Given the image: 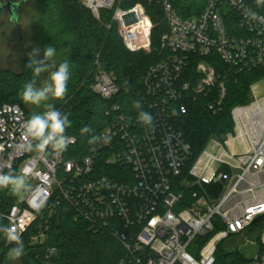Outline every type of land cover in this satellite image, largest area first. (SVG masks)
Instances as JSON below:
<instances>
[{
  "label": "built area",
  "instance_id": "1",
  "mask_svg": "<svg viewBox=\"0 0 264 264\" xmlns=\"http://www.w3.org/2000/svg\"><path fill=\"white\" fill-rule=\"evenodd\" d=\"M80 2L98 20L105 12L135 49H150L149 42L131 38V32L152 31L147 9L162 16L164 55L143 77L148 95L143 112L151 114L152 124H144L140 112L114 104L107 112L111 123L96 142L79 146L75 136L67 135L66 150L39 154L27 150L25 109L2 104L0 173L22 176L29 188L23 194L0 190V224L22 236L44 212L45 220L31 237L35 245L48 241L52 223L66 210L91 230L116 236L128 251L120 264H216L220 246L243 253L241 264H264L260 81L251 85V102L233 108V131L212 138L195 159L191 144L171 121L172 112L187 113L191 101L203 100L213 112L222 111L228 84L240 73L264 67V12L244 0H207L200 13L187 17L174 0ZM92 89L106 100L120 90L116 75L104 70L96 73ZM204 238V243L197 241ZM56 257L57 248L47 247L44 264H57Z\"/></svg>",
  "mask_w": 264,
  "mask_h": 264
},
{
  "label": "trees",
  "instance_id": "2",
  "mask_svg": "<svg viewBox=\"0 0 264 264\" xmlns=\"http://www.w3.org/2000/svg\"><path fill=\"white\" fill-rule=\"evenodd\" d=\"M38 1L41 10L34 43L40 49H44L47 44L54 47L56 53L65 55L70 64L71 78L65 101L54 105L56 110L67 114L71 122V127L66 129L65 134L75 136L79 146H84L111 123L107 112L112 105L118 104L120 110L129 113L146 111L148 95L143 77L150 66L164 55L160 39L167 27L162 16L154 14L152 7L147 9L154 24L151 47L148 50L131 51L105 12L102 13V19L98 20L80 0ZM244 1L264 12V4H258L257 0ZM206 3L207 0H174L176 10L184 17L200 13ZM109 24L111 27L107 26ZM28 63L29 58H25L19 72L0 69V107L4 103H17L30 118L32 114L20 97L23 85L33 79L31 69L27 68ZM101 70L113 72L117 78L120 90L110 100L103 99L92 89L96 73ZM37 79L38 77L36 81ZM262 79L264 67L238 74L228 84L227 102L222 111L213 112L205 101L198 100L189 102L187 113L179 110L172 112V124L191 144L194 159L212 138L222 137L233 131V108L249 104L251 85ZM137 102L140 104L139 108L135 107ZM85 127L89 131L82 134L81 129ZM206 187L213 189L212 185L206 184ZM215 190L214 194L217 196L219 187ZM182 204L186 206L187 203ZM59 219L52 223L49 239L44 243H30L38 223L45 220L44 212L37 224L23 233V264H44L45 250L49 246L57 248V264H120L128 257L125 245L109 231L95 232L87 223L75 221L66 210L61 211ZM206 240L204 238L197 241L204 243ZM11 247L14 245L0 233V264L5 263L9 257ZM229 250L223 246L218 248L216 264H241L246 261L243 253H230Z\"/></svg>",
  "mask_w": 264,
  "mask_h": 264
},
{
  "label": "clouds",
  "instance_id": "3",
  "mask_svg": "<svg viewBox=\"0 0 264 264\" xmlns=\"http://www.w3.org/2000/svg\"><path fill=\"white\" fill-rule=\"evenodd\" d=\"M258 4H264V0H257ZM40 49H33L29 55L27 68L32 71L33 79L27 81L20 92L22 101L27 105L41 106L46 108L42 113H35L29 119L23 122V136L28 141L27 150L44 154L51 149L54 153L59 154L66 150L71 142V137L67 136L66 129L71 127V122L67 114L56 110L50 100H62L68 90V83L71 78L70 64L67 60L59 63L54 70H49V61L56 56V49L48 44L43 49V58L37 59L40 55ZM48 72V79L42 86H37L36 78L42 73ZM135 107L139 108L137 102ZM139 119L146 125L152 124L150 113L141 111ZM87 127L81 129L82 134L87 133ZM99 137H93L91 142H96ZM29 185L22 176L15 175L11 172L0 173V190L8 189L13 194H19L27 191ZM44 206V202L36 207L39 212ZM0 233L14 247L9 249V256L19 258L24 252V243L21 235L13 226L0 224Z\"/></svg>",
  "mask_w": 264,
  "mask_h": 264
},
{
  "label": "rangeland",
  "instance_id": "4",
  "mask_svg": "<svg viewBox=\"0 0 264 264\" xmlns=\"http://www.w3.org/2000/svg\"><path fill=\"white\" fill-rule=\"evenodd\" d=\"M40 10L41 6L38 0H26L18 12L17 23L11 19L8 11L0 10V69H10L19 72L23 67L25 58H29L28 54L32 52L33 49H40L38 45L34 43V37L38 26L37 20ZM137 32H131L133 43L144 44L149 42L151 47L152 31L144 35L139 31ZM119 33L125 45L131 51H138L146 47L144 46L140 49H135V45H127L125 34H122L120 31ZM40 50V55L37 57V59L43 58V49ZM65 60H67L65 55L56 53V56L51 61H49V70H54V68L57 67L59 63ZM47 79L48 72L42 73L37 79V86H42L47 81ZM259 90L260 92H264V79L260 80L259 82ZM64 101L65 97L62 100H50L47 103H51L54 106ZM27 109L32 115L35 113H42L46 110L43 104L39 107L27 105ZM210 149H212V147H210ZM27 182L28 180H26V183ZM23 193L24 192H21V194ZM241 251L247 253L249 249L243 246L241 243ZM3 264H23V261L21 257L12 258L9 256Z\"/></svg>",
  "mask_w": 264,
  "mask_h": 264
},
{
  "label": "water",
  "instance_id": "5",
  "mask_svg": "<svg viewBox=\"0 0 264 264\" xmlns=\"http://www.w3.org/2000/svg\"><path fill=\"white\" fill-rule=\"evenodd\" d=\"M25 0L22 1H14V0H0V10H6L9 12L11 19L17 23L18 22V12L22 8ZM263 216H260L256 219L259 221ZM60 220V219H59ZM235 249H230L229 252H235Z\"/></svg>",
  "mask_w": 264,
  "mask_h": 264
}]
</instances>
